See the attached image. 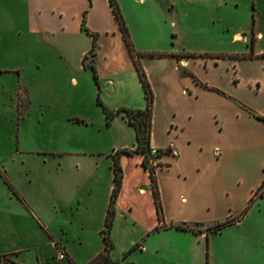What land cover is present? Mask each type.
Returning a JSON list of instances; mask_svg holds the SVG:
<instances>
[{"label": "crops", "instance_id": "1", "mask_svg": "<svg viewBox=\"0 0 264 264\" xmlns=\"http://www.w3.org/2000/svg\"><path fill=\"white\" fill-rule=\"evenodd\" d=\"M23 2L28 29L49 46L50 54L41 50L39 57L59 56L75 87L79 85L75 76L81 74H92L97 86L95 68L100 83L96 104L103 116L101 128L94 131L98 138L93 144L73 143L65 151L54 150L55 155L71 156L73 174L64 181L51 182L57 192L55 200L46 202L47 207H35L44 216L48 210H61L73 218L96 214L98 221L94 227L45 226L43 230L55 252L53 259L33 244V262L20 256L19 251L7 254L11 260L0 257V264H60L58 261L63 260L56 258L59 248L68 264H207L211 257L210 253L207 256V237L216 234L208 229L242 210L264 179V120L258 118L264 117V48L260 46L264 24L257 27L254 20L247 35L238 31L232 35V40L245 42L241 50H199L173 44L158 50L138 49L141 55L137 61L153 92L150 148L172 149L154 168L159 217L149 170L143 164L144 154L120 153L136 148L135 127L123 114L114 116L107 125L106 113L97 103L99 93L103 106L113 112L123 107L145 109L147 104L110 1ZM8 3L10 0H0V12ZM73 20L77 24L72 25ZM15 23L24 30V23ZM3 25L0 18V39L7 38ZM96 32L118 48L97 49L96 39L92 55ZM73 34L89 36L90 46H64L72 42ZM36 63L39 69L48 68L45 60ZM70 120L72 124H88L79 117ZM115 157L122 169V182L108 233L111 247L106 252L103 230L115 187ZM253 175L255 185L243 199L241 184L248 183ZM179 224L198 228L197 232L179 230Z\"/></svg>", "mask_w": 264, "mask_h": 264}, {"label": "rangeland", "instance_id": "2", "mask_svg": "<svg viewBox=\"0 0 264 264\" xmlns=\"http://www.w3.org/2000/svg\"><path fill=\"white\" fill-rule=\"evenodd\" d=\"M23 1L10 0L0 12L4 31L8 32L6 39H0V257L11 260L7 254L20 251V256L33 262V244L54 258L43 227H94L98 221L96 214L73 218L61 210H48L45 216L39 212L57 196L49 184L73 174L71 156L55 155L54 150L65 151L73 143L93 144L103 116L96 104L97 86L92 74L76 75L79 85L75 87L73 76L59 56L37 55L41 50L50 54L49 46L28 29ZM116 2L136 51L158 50L172 44L199 50H241L245 42L232 40V35L237 31L247 35L254 20L257 27L264 24V0ZM16 21L24 23L23 31ZM75 24L77 20L72 21ZM95 35L97 49L118 48L111 39L97 32ZM70 39L72 42L64 46L81 49L92 42L84 34H73ZM125 43L128 47L126 40ZM260 46L264 48V41ZM38 60H45L48 68H37ZM73 117L83 118L88 124H72ZM255 180L253 175L248 183L241 184L243 199ZM250 199L245 213L243 208L228 217L237 222L208 239L211 257L207 264H264V198L251 203ZM35 205L40 208L37 210Z\"/></svg>", "mask_w": 264, "mask_h": 264}, {"label": "trees", "instance_id": "3", "mask_svg": "<svg viewBox=\"0 0 264 264\" xmlns=\"http://www.w3.org/2000/svg\"><path fill=\"white\" fill-rule=\"evenodd\" d=\"M110 4L113 8L114 14L121 26L122 32H123V36L128 44L129 50L131 52V55L135 61V65L144 89V93H145V97L147 100V104L145 109H131V108H126L123 107L121 109H119L116 112L113 111H109L108 109H106L101 100H100V96L98 93L97 96V103L99 105H101L106 113V117H107V125H109L111 119H113L114 116L119 115V114H123L125 117L128 118L129 122L135 127L136 129V137H137V146L134 150H130V149H124L123 151H121V154H134V153H146L149 149H150V131H151V119H152V108H153V92L152 89L149 85V82L147 80V77L145 75V72L143 71V69L141 68L139 62L137 61V58L141 55V53H139L138 51L135 50L132 40L130 38L128 29L126 28L118 4L116 2V0H109ZM83 29H86L84 27V25L82 26ZM96 36L94 35V42H93V46L90 50V53L92 55L95 54L96 51ZM162 55V54H159ZM193 54L190 53H186V56H191ZM93 69V73H94V79L97 83L98 88L100 89V83L98 80V76L96 73V70L94 67H92ZM259 119L264 120V117L262 116H258ZM144 167L146 169L149 170V174L151 177V181L153 184V188H154V196H155V202H156V206H157V211L159 214V217L161 215V207H160V198H159V194H158V190L156 187V175H155V169L149 167L148 162L146 159H144ZM114 179H115V187L112 191L111 194V207L108 211L107 217H106V227L103 230L104 233V238H105V242H106V252H108V250L111 247V243L109 240V229L112 225V220L114 217V211H113V205L115 203V200L117 198V195L120 191L121 188V182H122V169L119 163V159L118 157H115V161H114ZM264 179L262 180V182L260 183V185L258 186V188L254 191L251 199H250V203L254 201V199L256 198H264ZM249 203V204H250ZM249 208V205L244 208L243 213H245ZM238 219H227L225 221L222 222H218L213 228H209V232L212 233H220L226 226L233 224L235 222H237ZM177 229L179 230H192L193 232H197L195 228H193L190 225L187 224H179L176 226ZM136 246H140L139 244H137ZM207 247H208V237H207ZM207 256H209L208 250H207ZM113 264H120L119 262H114Z\"/></svg>", "mask_w": 264, "mask_h": 264}, {"label": "built area", "instance_id": "4", "mask_svg": "<svg viewBox=\"0 0 264 264\" xmlns=\"http://www.w3.org/2000/svg\"><path fill=\"white\" fill-rule=\"evenodd\" d=\"M171 153H172L171 147L150 148L146 153H144V156L148 162L149 167L155 168L158 165V159L160 157H162L163 155L171 154ZM56 258L58 260H64L66 258V255L61 248L58 249Z\"/></svg>", "mask_w": 264, "mask_h": 264}]
</instances>
